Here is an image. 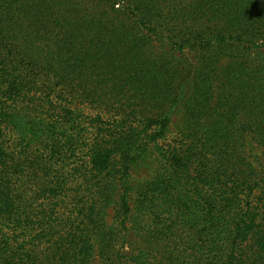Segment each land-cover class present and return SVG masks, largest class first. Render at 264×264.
<instances>
[{
  "label": "trees",
  "instance_id": "trees-1",
  "mask_svg": "<svg viewBox=\"0 0 264 264\" xmlns=\"http://www.w3.org/2000/svg\"><path fill=\"white\" fill-rule=\"evenodd\" d=\"M0 264H264V0H0Z\"/></svg>",
  "mask_w": 264,
  "mask_h": 264
}]
</instances>
